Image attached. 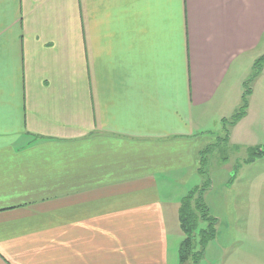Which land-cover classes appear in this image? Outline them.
Returning <instances> with one entry per match:
<instances>
[{
	"label": "crops",
	"instance_id": "1",
	"mask_svg": "<svg viewBox=\"0 0 264 264\" xmlns=\"http://www.w3.org/2000/svg\"><path fill=\"white\" fill-rule=\"evenodd\" d=\"M263 58L264 0H0V264H171L213 135L241 248L239 212L264 207Z\"/></svg>",
	"mask_w": 264,
	"mask_h": 264
},
{
	"label": "rangeland",
	"instance_id": "2",
	"mask_svg": "<svg viewBox=\"0 0 264 264\" xmlns=\"http://www.w3.org/2000/svg\"><path fill=\"white\" fill-rule=\"evenodd\" d=\"M250 76L251 74L249 77ZM216 138L217 136L215 135L210 138V140H212L211 142L215 144V147H213L212 150L202 151V156H205L206 161H203V157L201 156L198 158V167L205 172L204 176H199L197 180L194 179L189 185V191L179 202L178 220L176 218L173 222L170 220L168 223L171 264H178V252L184 239L179 221V213L182 201L202 185L205 187H208L209 185V188H212L211 192H209V195L203 196L205 191L203 192V203L209 206L211 209L210 216L218 218L219 222L215 227L216 238L214 236V239L205 244L204 253L199 258L198 264H264V207H243L242 213L241 211L239 212V221L241 222V220H244V223L235 225V231L237 232L238 236V245H240L241 248L235 250L233 246L234 241L232 240L230 247L227 250L224 249V244H227L228 242L222 238V231H226V226L231 227L232 225H227L225 223V221H227V211L223 206L225 205V199L220 198L221 190L219 188L222 186L220 167L223 163L222 157H228V164L230 163L231 167L234 165V158L232 157L233 152L231 150H225L227 148L222 144L221 141H219V143H215L217 142ZM209 179L210 182L208 181ZM175 194L176 193H174L173 187L171 191L168 192L169 201H174ZM233 217L234 216H232V218ZM206 226V222L198 220L194 238V245L196 247H198V241L200 238L199 231L204 230ZM240 229L242 230L243 235H241Z\"/></svg>",
	"mask_w": 264,
	"mask_h": 264
},
{
	"label": "trees",
	"instance_id": "3",
	"mask_svg": "<svg viewBox=\"0 0 264 264\" xmlns=\"http://www.w3.org/2000/svg\"><path fill=\"white\" fill-rule=\"evenodd\" d=\"M263 60L264 58L262 61ZM260 70L261 60L254 64L251 76L244 82L242 105L229 119L224 121L223 125L226 130H228L229 127L233 126L240 118L245 115L248 105V96L250 94L249 85L250 82L260 73ZM257 156H264V149L260 150L259 155ZM204 158L205 156L202 159ZM201 173L205 174L204 171H201ZM208 181L210 182V180ZM206 188L207 187L202 185L182 201L179 213V221L184 239L178 252V264H198L199 258L204 253L205 244L214 239L217 219L210 216L207 206L203 203L202 195ZM198 220L206 222L207 226L204 230L199 231L200 238L198 241V247H196L194 245V238Z\"/></svg>",
	"mask_w": 264,
	"mask_h": 264
},
{
	"label": "bare ground",
	"instance_id": "4",
	"mask_svg": "<svg viewBox=\"0 0 264 264\" xmlns=\"http://www.w3.org/2000/svg\"><path fill=\"white\" fill-rule=\"evenodd\" d=\"M217 139V138H216Z\"/></svg>",
	"mask_w": 264,
	"mask_h": 264
}]
</instances>
